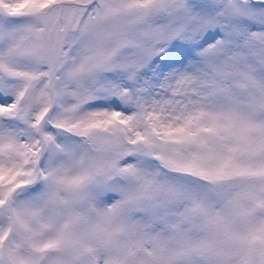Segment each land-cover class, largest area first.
I'll list each match as a JSON object with an SVG mask.
<instances>
[{"label":"snow or ice","instance_id":"snow-or-ice-1","mask_svg":"<svg viewBox=\"0 0 264 264\" xmlns=\"http://www.w3.org/2000/svg\"><path fill=\"white\" fill-rule=\"evenodd\" d=\"M0 264H264V0H0Z\"/></svg>","mask_w":264,"mask_h":264}]
</instances>
